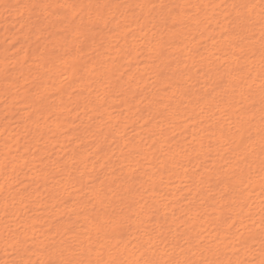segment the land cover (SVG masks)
Listing matches in <instances>:
<instances>
[{
	"label": "bare ground",
	"instance_id": "1",
	"mask_svg": "<svg viewBox=\"0 0 264 264\" xmlns=\"http://www.w3.org/2000/svg\"><path fill=\"white\" fill-rule=\"evenodd\" d=\"M0 25V245L18 264H264V0H0ZM74 193L71 246L48 220Z\"/></svg>",
	"mask_w": 264,
	"mask_h": 264
},
{
	"label": "rangeland",
	"instance_id": "2",
	"mask_svg": "<svg viewBox=\"0 0 264 264\" xmlns=\"http://www.w3.org/2000/svg\"><path fill=\"white\" fill-rule=\"evenodd\" d=\"M5 26L7 25H0V34L3 33L5 31ZM166 25H163V27H165ZM44 27V26H43ZM15 31V29L13 30ZM165 89H163V92L164 93H168L170 91V88L168 86H165L164 87ZM166 113L169 114V111L166 110ZM167 127L166 126V121L163 123V128ZM91 139V138H89ZM93 140L91 139L90 143L92 142ZM92 150H90L91 152ZM71 155V154H70ZM91 155V159H90V162L92 161H95L96 160V157L94 155V153H91L89 154V156ZM57 154L55 153L51 158L50 160L51 161H55L57 159ZM99 163H97L96 165H98ZM55 165H52V168H54ZM55 169V168H54ZM57 170V169H56ZM66 169H63L61 170L60 172L56 173V178L57 179H62L63 180V183L61 185H63L65 182H66V176L64 174H67L65 173ZM105 170L103 168H100V167H97L96 170L94 171V174L95 173H98L99 175L104 173ZM171 172H169L168 170H165L163 169V202H164V207L165 205H170V198L172 196V194H170V190L168 189V185H167V176H169ZM85 179V178H84ZM142 179V178H141ZM86 180V179H85ZM170 181H172L170 179ZM32 181H23L22 183L25 184V183H31ZM93 182L91 181H88L87 182V185H92ZM84 185H86V183H84ZM21 186V185H20ZM136 187H140V184H137L135 185ZM36 186L34 184H31L30 187H28V190L27 191H24V194L26 195V197H28V194L30 193V191L33 192V195L32 198H34L37 193H36V190H35ZM89 190V189H87ZM252 196H254L251 200L252 201H259V199L256 200V191H253L251 192ZM46 193H44L43 197H46ZM85 198V197H84ZM89 201V203H91V205H93V201H94V198L93 196H87L86 197ZM122 198V196H120L118 199ZM71 201L70 202H66L64 205L61 206V208L64 209V212H63V218L62 220H59V219H56V217H51L50 220H48L49 222L52 221L51 223L48 224V227L52 228V230H56L58 231V233H64L65 235V238H67V244H70L71 246H76V242L73 241L74 238H72L73 235H75L76 233H80V235H83V232L85 231L84 230H81L83 228V224H84V221L86 219V216L83 215V212H79L80 210H83V207H79V205H75V206H70L69 204H72V203H75V202H79L81 204V202L78 200V194L74 193L72 194V196L69 198ZM34 199H31L29 198L27 202L28 205L30 206H38L40 204L39 201H33ZM15 202L17 203H20V200L19 199H15L14 200ZM63 201V200H62ZM75 201V202H74ZM87 200H85V204L88 203ZM82 205V204H81ZM1 206V205H0ZM50 208H52L54 205H52V202L50 203ZM58 205L54 206L53 207V210L52 209H49L51 210V214H55L56 213V210L58 209L57 207ZM18 206L16 208H12V213L15 214V215H19V212H18ZM164 211H167L166 209ZM41 212H44L42 210H39L38 213H41ZM169 212V211H168ZM166 212L164 213L163 212V246H165V243L166 242H169V238L172 234L175 233V226H170L169 223L166 222L165 220V217L169 215V213ZM8 213V212H7ZM5 212L3 211H0V220L1 222H5V225H8V224H13V223H9L8 220H9V217H5ZM23 214H25V212L23 211ZM26 216V215H25ZM36 217V216H35ZM41 219L44 220L45 217H44V214H41ZM37 218V217H36ZM39 221H42L41 219L37 218ZM180 226V225H178ZM18 227L20 228V230L23 229V222L19 223L18 224ZM42 226L38 225L36 226V230L37 232H39V230L41 229ZM13 226H11L9 228V230L5 232V238H8L10 239V237L8 235H11L12 232H10V229H12ZM184 226H181L180 229H183ZM10 232V234H9ZM51 233H54L53 231ZM82 233V234H81ZM29 239L28 242H27V245L32 243V239H30V235L27 236ZM35 237H37L39 240H44L45 239V236L43 235V233H37L35 235ZM16 240V239H15ZM73 241V242H72ZM180 242L182 240H179ZM238 241V239H237ZM178 241H175V243H177ZM183 242V241H182ZM173 244H171L170 246L168 247H172ZM1 249H0V264H18L19 261H20V258L16 256L15 254V249L13 248V246L11 244H5L4 242L1 243ZM30 248V252H31V256L32 258H35L37 253L39 252V248L36 249L34 246H29ZM75 253H78L79 251H74ZM165 259H167V263H170L171 260L170 257H166ZM49 262V263H48ZM44 264H56L55 261L53 260H48V256H46L45 258V262Z\"/></svg>",
	"mask_w": 264,
	"mask_h": 264
}]
</instances>
